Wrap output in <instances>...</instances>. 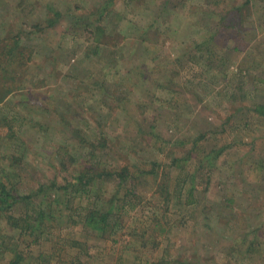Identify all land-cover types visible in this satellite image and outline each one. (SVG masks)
<instances>
[{
    "label": "rangeland",
    "instance_id": "obj_1",
    "mask_svg": "<svg viewBox=\"0 0 264 264\" xmlns=\"http://www.w3.org/2000/svg\"><path fill=\"white\" fill-rule=\"evenodd\" d=\"M3 88L11 213L57 212L40 237L0 219L31 264L72 244L75 264H264V0H0ZM100 167L130 174L93 183L119 199L112 239L82 228L95 200L59 188Z\"/></svg>",
    "mask_w": 264,
    "mask_h": 264
},
{
    "label": "trees",
    "instance_id": "obj_2",
    "mask_svg": "<svg viewBox=\"0 0 264 264\" xmlns=\"http://www.w3.org/2000/svg\"><path fill=\"white\" fill-rule=\"evenodd\" d=\"M248 3V2H247ZM242 8V5L239 7ZM238 9L235 10L237 13ZM19 40H13L11 39L9 43L11 44L10 50H13V48L16 45H20ZM12 52H8V55L11 54ZM9 91L5 88L2 90L0 89V103L5 101L6 96L8 95ZM261 106H258L257 110L258 111H263V107L260 108ZM6 121V118H4ZM6 125H9L7 121L5 122ZM11 132H13V127L9 126V129ZM14 134V132H13ZM96 172V173H95ZM114 177L117 181L118 184H124L126 183L127 179L130 177V174L128 172L127 168L123 169H117V170H112L107 171L105 168H99L97 171L94 170V172L89 173L85 172L83 174H78L75 176V182L69 183L65 187H59L63 188L64 190L67 187L72 188L74 191H77L78 193L81 192V194L87 195L91 197L93 200H95L94 205L91 207H84L80 210L81 215L79 216V221L82 224V228L88 230L92 234L96 236L97 239H106L105 237L109 236L112 237L116 235L117 233L114 232V229L118 228L119 223L117 219H114V212L116 204L115 202H119V199L116 200L115 197H111L109 199H105L106 201L100 199L98 193L93 190V183L95 180L99 179L100 177ZM18 193H15L12 188H8L4 182L0 180V219L4 218L6 221H10L8 223L9 226H11L13 229H16V233L18 234H23V231L30 230L32 232H35V235L37 234V237H40L39 235L45 234V231L40 229L39 223L43 221L44 226H46V223L48 220H53L57 218L55 214L57 213L55 211L56 208L52 207L51 205H48L44 208L40 207L38 210H35L33 213V216L36 217L33 218L31 221L29 220V217L26 215V218H15L12 215V208L16 204V202H19L20 200L25 199L21 195H17ZM125 198V197H124ZM104 202H106V205H104ZM117 210V209H116ZM59 217L60 214H59ZM37 222L35 224L34 221ZM78 221V222H79ZM74 222V221H72ZM44 229V227H42ZM115 229V230H116ZM41 230V231H38ZM18 231V232H17ZM255 232V231H254ZM243 237H236V241L240 240L242 243L241 245H238L237 250H239V247H243L245 249V252L247 253H255L256 247H258L259 242H257L256 235L254 238L248 235ZM13 239L12 236H9L8 234H4L0 232V245L2 248H0V264H31V259L27 255V253L23 252L20 250V247L18 244H12L13 242L11 241ZM110 239V238H109ZM14 242H17L14 240ZM258 244H257V243ZM72 244L69 246L70 253L63 255H55L52 254V258L55 259L57 264H75V256L79 252H75L76 254H73L76 247L73 248ZM261 245V244H260ZM81 250V247H78ZM41 252L39 256H41ZM37 259V258H34ZM43 260V258L41 259ZM198 264V259L192 258L191 261L187 259H175V258H169V259H164L160 257L159 260H157L156 264ZM41 264V262H39ZM123 264H133V263H123ZM135 264V263H134ZM138 264V263H137Z\"/></svg>",
    "mask_w": 264,
    "mask_h": 264
}]
</instances>
